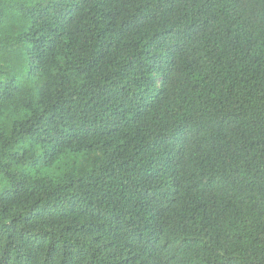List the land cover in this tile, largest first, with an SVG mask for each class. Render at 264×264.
<instances>
[{
	"label": "trees",
	"instance_id": "1",
	"mask_svg": "<svg viewBox=\"0 0 264 264\" xmlns=\"http://www.w3.org/2000/svg\"><path fill=\"white\" fill-rule=\"evenodd\" d=\"M0 264H264V0H0Z\"/></svg>",
	"mask_w": 264,
	"mask_h": 264
}]
</instances>
